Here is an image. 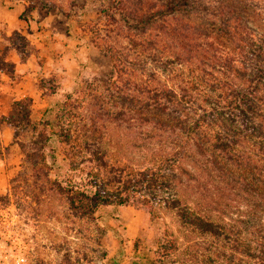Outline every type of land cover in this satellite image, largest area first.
<instances>
[{
    "label": "trees",
    "instance_id": "1",
    "mask_svg": "<svg viewBox=\"0 0 264 264\" xmlns=\"http://www.w3.org/2000/svg\"><path fill=\"white\" fill-rule=\"evenodd\" d=\"M15 1L69 17L79 0ZM94 34L108 76L53 119L13 103L8 196L65 199L102 234L104 206L170 211L211 263L264 264V0H115Z\"/></svg>",
    "mask_w": 264,
    "mask_h": 264
},
{
    "label": "rangeland",
    "instance_id": "2",
    "mask_svg": "<svg viewBox=\"0 0 264 264\" xmlns=\"http://www.w3.org/2000/svg\"><path fill=\"white\" fill-rule=\"evenodd\" d=\"M114 2L79 0L76 7L66 10L69 17L62 11L35 6L34 9L50 14L47 27H34V32L41 33L38 40L44 49L32 45L33 38L24 37L18 31L8 35L5 28H0V62L4 67L9 68L3 58L11 45L25 55L33 53L42 61L56 62V66L46 64V69L54 75L38 81L46 96L37 97L36 103L33 102L34 119H53L67 92L78 86L82 88L83 81L112 72L109 57L92 40L97 24L104 21L105 10ZM25 3L29 13L32 3ZM28 16L22 17L29 19ZM74 71L77 75L72 80ZM13 103L10 100L8 113L6 109L0 112V125L8 124ZM18 133L19 140H27L23 138V129L19 128ZM23 157V150L16 142L5 148L0 140V253L21 248L30 264H213L209 261V251L196 254L195 235L181 228L170 211L154 216L136 203L104 206L98 214L105 226L102 234L97 226L87 227L74 218L65 199L41 197L39 201L24 194L9 197L10 181L22 172ZM59 163L65 169L68 166L61 160Z\"/></svg>",
    "mask_w": 264,
    "mask_h": 264
},
{
    "label": "crops",
    "instance_id": "3",
    "mask_svg": "<svg viewBox=\"0 0 264 264\" xmlns=\"http://www.w3.org/2000/svg\"><path fill=\"white\" fill-rule=\"evenodd\" d=\"M27 9L28 6L25 2L9 3L7 0H0V28H5L8 35L18 31L24 37L31 40L33 38L32 45L44 49V44L38 40L41 33L34 32V27L39 25L47 27L46 24H48L50 14L39 9H32L28 13ZM28 14L29 19L22 17ZM3 59L9 68L0 65V112L5 109L7 113L9 112L11 108V106L9 107L10 100L15 102L30 97L36 103L37 97L46 96L45 90L38 86V81L42 77L54 75L51 70L46 69V64L56 66L54 60L42 61L40 56L33 53L25 55L12 45ZM71 75L73 80V77H76L77 74L74 71ZM0 140L5 148L12 147L14 143V129L7 123L0 125Z\"/></svg>",
    "mask_w": 264,
    "mask_h": 264
},
{
    "label": "built area",
    "instance_id": "4",
    "mask_svg": "<svg viewBox=\"0 0 264 264\" xmlns=\"http://www.w3.org/2000/svg\"><path fill=\"white\" fill-rule=\"evenodd\" d=\"M0 264H30L27 253L21 248H14L8 253H0Z\"/></svg>",
    "mask_w": 264,
    "mask_h": 264
}]
</instances>
